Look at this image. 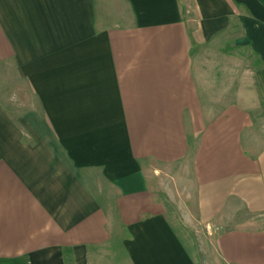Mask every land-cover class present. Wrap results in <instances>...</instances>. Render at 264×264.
<instances>
[{
    "label": "crops",
    "instance_id": "0c3cea01",
    "mask_svg": "<svg viewBox=\"0 0 264 264\" xmlns=\"http://www.w3.org/2000/svg\"><path fill=\"white\" fill-rule=\"evenodd\" d=\"M0 264H264V0H0Z\"/></svg>",
    "mask_w": 264,
    "mask_h": 264
},
{
    "label": "rangeland",
    "instance_id": "374dc122",
    "mask_svg": "<svg viewBox=\"0 0 264 264\" xmlns=\"http://www.w3.org/2000/svg\"><path fill=\"white\" fill-rule=\"evenodd\" d=\"M196 225H197V228H198V227H199L198 224H196ZM200 227H201V226H200ZM200 227H199V228H200ZM202 232H203V231H202ZM198 235H199L198 232H196V235L194 236V237H195L194 240L196 239V242L198 241V240H197ZM196 251H197V250H196Z\"/></svg>",
    "mask_w": 264,
    "mask_h": 264
}]
</instances>
